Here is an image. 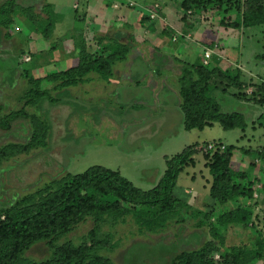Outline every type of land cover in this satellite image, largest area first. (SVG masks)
Wrapping results in <instances>:
<instances>
[{
	"label": "rangeland",
	"instance_id": "1",
	"mask_svg": "<svg viewBox=\"0 0 264 264\" xmlns=\"http://www.w3.org/2000/svg\"><path fill=\"white\" fill-rule=\"evenodd\" d=\"M76 1L55 0L61 9H68L70 12L69 17L61 25L59 23L60 29L56 30L57 33L53 32L54 37L50 44L57 41L63 44L62 49L58 52L54 51L53 55L49 52L51 46L47 44L48 39L46 41L40 32L42 28H45V24L38 21L35 27L37 31L32 29L30 31L28 19L24 17L22 20L19 16L23 14L20 11L17 12L18 16L15 17L17 20L11 30L13 36L10 38L4 35L0 42V52L5 51L0 54V106L3 107L0 115L18 111L24 107L26 100L23 97L30 86L24 79L22 70H31L33 67L32 63L24 62L26 58L32 59L33 55H37L36 62L44 61L43 65H47L50 59H53V62L72 57L75 45L70 35L75 29L78 31L85 26L84 21L76 18L77 13L73 9ZM104 1L113 11L120 10L122 7L131 8V4L139 7L151 5L149 7L151 9L154 7L152 4L159 3L161 6L153 19L156 22L154 24L158 22L159 26L163 22H168L163 17L164 13L169 14V18L180 21L183 15L177 12H182L180 9L182 0H102ZM137 10L141 11L140 8ZM97 14L95 12L88 16L96 23L89 33V39L95 36H106L128 43L132 47L128 61L116 63L113 76L108 81L97 74H92L83 84L67 90H56L54 84L43 85L44 89L48 88L50 94L55 97L62 95L65 101L71 97L70 102L59 101L55 105L43 102L27 107V112L37 114L51 125L48 146L31 148L2 160L0 163V207L14 204L22 197L38 192L53 180L60 179L68 173L73 176L78 175L94 165L119 171L135 186L149 190L164 174L167 168L166 157H172L190 149L195 159V167H186L181 172L176 193L179 195L182 190L184 193L190 192L192 196L189 204L193 208L201 209L204 199L209 197L212 181L210 160L206 158L209 152L208 146L215 145L217 148L219 143L237 146L239 151L237 150L232 160V167L239 171L247 167L242 160L241 148L256 150L264 147V106L250 103L248 106L250 113L239 100L233 97L232 94L237 92L235 88H229L226 93L220 89L215 90L213 95L221 105L222 111L247 112L245 115L247 128L245 131L224 130L221 124L216 123L213 127H206L203 130L188 131L185 128L183 112L178 101L181 65L177 61L176 52L179 44L171 43L170 39L164 36H160L158 40L152 39L153 35L143 32L147 28L141 27L143 29L141 31L139 27L133 26L134 21H137L136 17L129 19L122 15L120 17L118 13L114 16L105 15L107 13L104 12V18H101L103 13ZM198 15H192L190 19ZM213 15L215 14L209 12L197 17L196 28L185 36L187 46L184 50L187 51L189 48L197 50V55L204 56L206 45L214 42L215 36L217 38L220 36L222 45L218 43L219 49L212 50L218 54L221 67L233 68L232 64H240L244 71L249 70V73L245 71L242 74L244 82L253 81L258 77L264 79V61L257 57L264 54L263 28L224 31L214 24L217 19ZM16 26L18 27L15 28ZM63 27L67 31L73 30L69 33L67 41H64V37L59 34L62 33ZM219 31H221L220 34ZM30 34H34L35 40L39 43L36 48L30 49L31 41L25 40V36ZM145 36L150 39L149 45L158 41L163 42L160 45L162 49L155 48L157 52L155 55L151 54L138 61L133 52L143 48ZM88 42L90 44V41ZM91 49L94 47L91 46ZM149 49L147 47V50ZM189 53L193 55L191 51ZM189 57L192 58L190 55L183 56L182 60L189 61L191 59ZM244 65L254 66V68L249 69ZM14 68L18 69L16 78L13 77ZM51 68L54 69L53 66ZM34 74L40 75L37 72ZM218 78L215 82L224 86L223 78L221 76ZM138 80L139 84L136 83ZM154 83H156L155 92L145 89ZM250 85L246 90L249 96L255 89ZM31 132L30 120L17 119L13 122L10 131L0 130V151H5L15 144H27ZM247 159L251 161L248 157ZM257 166L264 169V163H259ZM255 173L264 179V174L259 173L257 168ZM254 210L263 217L261 206ZM184 217H186L185 221L177 222L178 218H176L171 220L166 228L156 232L141 231L133 216L116 225L105 224L102 227L103 234H100V239L108 238L107 235H109L114 246L111 244L108 246L109 249H103L101 255L110 258L113 264H171L178 253L185 249L200 247L211 238L208 225H203L201 229L197 226L199 222L197 219L202 217H194L191 212H184ZM93 227L94 222L88 220L69 238L79 243L81 237L87 235ZM195 234L200 237L192 239L191 236ZM225 239L228 248L246 244L251 248L256 237L252 230L231 227ZM27 256L38 261L44 260L49 256L48 247L45 243H39L27 252ZM220 257L221 254H215L217 262L220 261ZM259 264L264 262L261 261Z\"/></svg>",
	"mask_w": 264,
	"mask_h": 264
},
{
	"label": "trees",
	"instance_id": "2",
	"mask_svg": "<svg viewBox=\"0 0 264 264\" xmlns=\"http://www.w3.org/2000/svg\"><path fill=\"white\" fill-rule=\"evenodd\" d=\"M156 4L161 6L159 3L152 5ZM137 8L136 5L131 7L133 10ZM180 9L182 12H177L183 15L181 21H177L183 25V31L175 34L170 24L163 28L162 33L165 34L163 36L173 35L171 43L179 44L186 41V34L196 28L197 17L209 12L216 16L214 24L224 31L258 27L263 28L262 33L264 31V0H182ZM18 11L25 15L19 17L21 19L26 17L34 25L33 31H37L35 27L40 15L35 9L20 7L16 1L8 0L0 4V27L8 31L7 36H10V30L16 23ZM43 12L47 13L49 18L42 21L45 28L39 31L46 41L47 39L50 41L58 16L50 4L44 7ZM76 13V18L85 23L87 11L76 9ZM197 14H199L197 17L190 19V16ZM153 21L155 20L151 18L150 10L140 11L133 26L139 27L141 31L142 28H147L143 32L154 33L156 29ZM91 25L92 23L89 26L85 24L87 29L82 28L78 31L75 29L70 35L76 52L71 66L65 69L57 66L50 70L41 64L42 62H36L37 55H33L34 58L29 61L24 60L33 66L31 70H22L24 79L30 86L23 97L26 100L24 107L0 115V130L10 131L17 119H27L32 125L31 137L25 145L15 144L5 151H0V163L15 153L48 146L51 125L46 119L35 113L30 114L26 109L43 102L52 105L59 101L70 102L71 97L66 101L62 95L55 97L50 94L48 88L44 89V84H54L56 90H67L83 84L92 74H97L108 81L113 76L115 64L128 61L132 53V47L128 43L106 36L89 39ZM218 43L221 44V41L207 44L205 50H218L220 47ZM58 44L57 42L51 44L50 55L58 48ZM91 46L94 49H91ZM257 57L264 61V54ZM177 61L181 65L179 106L188 131L203 130L206 127H213L216 123L221 124L224 130L245 131L247 128L245 116L247 112L222 111L221 105L213 95L215 90L220 89L226 93L229 88H235L237 92L232 94L233 97L239 100L248 112L250 103L264 106V79L258 77L253 81H242L243 70L221 67L216 52L213 53L209 64L204 63V56L193 62L182 59ZM17 70L14 68L13 77ZM36 72L40 75L34 74ZM219 76L223 78L224 86L215 82ZM249 84L255 88L251 96L246 93ZM2 109L0 106V111ZM222 145L225 149L221 148ZM238 149L235 145L226 146L219 143L215 150L206 154V158L210 160L212 181L209 197L204 199L201 209L193 208L189 204L192 196L190 192L184 193L182 190L179 195L176 193L181 172L186 167H195V159L190 149L166 157L167 168L164 174L149 190L135 186L119 171L100 165L91 166L78 175L68 173L60 179L53 180L38 192L22 197L12 205L0 207V264H113L110 258L101 255L103 249H109L108 246L111 244L114 246L109 235L108 238L100 239L105 224L116 225L133 216L141 231L156 232L166 228L168 223L176 218L177 222L185 221L184 212H191L194 217H202L197 219L199 220L197 226L201 229L203 225H208L211 238L200 247L185 249L178 253L171 264L264 262V179L255 173L257 168L259 173L264 174V169L257 166L264 163V147L256 150L241 148L242 160L247 167L240 171L232 167V160ZM247 157L250 162L247 161ZM260 206L263 208V217L254 210ZM88 220L94 222V227L87 235L81 237L79 243H75L69 238L70 235ZM231 227L253 231L256 239L251 248L247 247V244L228 248L225 238ZM199 237L196 234L191 236L192 239ZM39 243H45L49 251L48 258L40 261L27 256V252ZM217 253L221 254L218 262L215 259Z\"/></svg>",
	"mask_w": 264,
	"mask_h": 264
},
{
	"label": "crops",
	"instance_id": "3",
	"mask_svg": "<svg viewBox=\"0 0 264 264\" xmlns=\"http://www.w3.org/2000/svg\"><path fill=\"white\" fill-rule=\"evenodd\" d=\"M12 1H16V3H17V5H19L20 7H24V8H28V7H33L34 9H35V11L40 15V18H39V21H47L46 19H48L49 18V16H48V14L47 13H44L43 12V9H44V7L47 5V4H50V5H52L53 6V9H54V13H55V15L56 16H58V22H57V24H56V26H55V30L53 31V32H55V33H57L56 32V30L58 31V29H60V28H58V25H59V23H60V25L62 24V22L67 18V17H69V10L68 9H65V10H63V9H61V7H59V4L57 3V2H55V0H12ZM83 1V3L81 4V0H77L74 4H73V9L74 10H76V9H78V10H86L87 11V18H86V22H85V24H87L88 26L92 23V25L90 26V27H92V28H90L89 27V29H91V31L93 30V28H94V25L96 24L95 23V21H93V20H91V18L90 17H88L91 13H95V12H97L98 14L99 13H103V15H101V18H104V12L105 13H107V14H105V15H108V14H112V15H117V13H118V15L120 14V13H122V10H124V9H126V7H122L120 10H116L115 9V11H113L112 10V8L110 9L109 7H107V3H105V1L104 2H102V0H82ZM6 1L5 0H0V4H3V3H5ZM109 2V1H108ZM137 6V5H136ZM151 5H149L148 7L147 6H141V7H139V6H137L138 8H140L141 9V12H145V11H147L148 12V10H150V7ZM77 7V8H76ZM40 8V9H39ZM114 8V7H113ZM39 11V12H38ZM163 13V12H162ZM161 13V16L163 15ZM97 14V15H98ZM165 15H163V17H165L166 18V21L168 20V22H163L162 24H161V26H159V24H158V22H157V24H154V26H155V28H156V30H155V32L154 33H150V32H147V33H149V34H151V35H153V38L152 39H155V40H158L159 39V37L160 36H163V34L164 33H162L163 32V28L164 27H166V25L168 24H170V26H171V28H173V31L175 32V34L177 33V32H182L183 31V25L182 24H180L177 20H174V19H171V18H169L168 17V15L169 14H167V13H164ZM121 15L123 16V17H127V18H129V19H132V18H134L135 19V17L136 18H138V16L140 15V11H138V10H133V9H131V8H127L126 10H124V13H122V14H120V17H121ZM126 18V19H127ZM24 19V17H22V20ZM125 19V20H126ZM160 20H162L161 18H160ZM116 21V20H115ZM163 21V20H162ZM27 22H29V21H27ZM29 23H31V22H29ZM134 23H136V21H134ZM133 23V24H134ZM153 23H156L155 21H153L152 22V24ZM30 25H33L32 23L30 24ZM33 27H34V25L33 26H31L30 27V31H31V29H32V31H33ZM83 28H86L85 26H83ZM87 29V28H86ZM61 30H63L62 31V33H59L60 34V36L61 37H64V41L66 40H68L67 38H65L66 36H68L69 35V33L70 32H72V31H67L66 30V28H64L63 27V29H61ZM66 30V31H65ZM170 30H172V29H170ZM231 31H232V29H230ZM16 31V30H15ZM234 31H236V30H234ZM234 31H232V32H234ZM21 32V31H20ZM146 33V34H147ZM221 32H219V34H220ZM7 34H8V31L6 30V29H3V28H1L0 27V42H1V39H3V37H4V35H6L7 36ZM165 35V34H164ZM203 35H204V33H203ZM13 36V32L10 30V38ZM173 36V35H172ZM172 36H170V37H167V36H164V37H167L168 39H171L172 38ZM208 36L209 37H211L209 34H208ZM54 36H53V34L51 35V38H50V41H51V39L53 38ZM144 39L145 40H143L144 42L143 43H145V45L144 46H147L148 48H150L149 50H147V47H144L143 46V48L142 49H136L134 52H133V54H135L134 56H136V58H137V60L138 61H141V60H143V59H145L146 57H149L151 54L152 55H155L157 52H156V50H154L155 48L157 49L158 48V50H161L162 49V47L160 46V45H162L163 44V42H161V41H158V42H156V43H158L157 44V46L155 45L156 43H150V45H149V41H150V39L148 38V36H147V38H146V36L144 37ZM25 40H29V41H31L30 42V44H29V46H30V49L31 48H36L38 45H39V43L37 42V40H35V36H34V34H30L29 36H25ZM219 40V38H217L216 36H215V39H214V41H218ZM50 41H48L47 42V44L49 45V46H51V44H50ZM62 41V40H61ZM58 42V41H57ZM155 42V41H154ZM38 43V44H37ZM62 43V42H61ZM60 42H59V44H58V48L55 50V51H60L61 49H62V46H63V44H61ZM32 45V46H31ZM187 46V42L186 41H183V42H180L179 43V46L177 47V59H183V56H188V55H190V56H192V58L191 57H189V58H191V59H189V61L188 62H193L196 58L197 59H199V58H201L202 59V55L201 56H199V55H197L196 54V52L198 53V51L197 50H191L190 48H189V50L187 49V51H185L184 50V47H186ZM189 47V46H188ZM145 48V49H144ZM145 50V51H144ZM189 51H191L192 53H193V55L192 54H190L189 53ZM193 51H195V52H193ZM5 51H2V52H0V54L1 53H4ZM183 52V53H182ZM53 55V54H52ZM76 55V52H75V50H73V55H72V57H68V58H66L65 60H63V61H65V62H63L62 60L61 61H53L52 62V60L53 59H50V61H49V64H47V65H45V66H47V69H52L51 67L53 66L54 68L55 67H61V68H63V69H65V68H67L68 66H70L71 64H72V61H73V58H74V56ZM179 56V57H178ZM224 56H226V54H224ZM228 56V55H227ZM137 60H136V62H137ZM43 62L44 61H42V64H43ZM71 63V64H70ZM49 65V66H48ZM232 66L234 67V68H240V69H242V67H241V65L239 64H237V65H233L232 64ZM245 66V65H244ZM247 66V65H246ZM245 66V67H246ZM249 69L250 68H254V66H252V67H250V66H247ZM243 70V69H242ZM245 71L247 72V73H249V70H246L245 69ZM244 70H243V72H245ZM250 75V74H249ZM139 80L138 81H136V83L137 84H139ZM155 82V81H154ZM156 83H154V84H152L151 86H149L148 85V88H145L146 90H148L149 92H155L154 90H155V85ZM179 101V100H178ZM178 101H176V102H178Z\"/></svg>",
	"mask_w": 264,
	"mask_h": 264
},
{
	"label": "built area",
	"instance_id": "4",
	"mask_svg": "<svg viewBox=\"0 0 264 264\" xmlns=\"http://www.w3.org/2000/svg\"><path fill=\"white\" fill-rule=\"evenodd\" d=\"M130 6H135V4H131ZM160 8V6L158 4L154 5V7H152L150 9V12H151V18L154 19L156 17V13H157V10ZM213 50H207L205 51L204 53V63L205 64H209V61L213 55ZM26 61H29L30 58H26L25 59ZM223 149H225V147L223 146L222 147ZM209 151H213L216 149L215 145H209L208 148H207Z\"/></svg>",
	"mask_w": 264,
	"mask_h": 264
}]
</instances>
